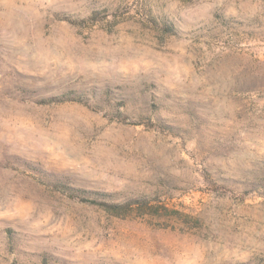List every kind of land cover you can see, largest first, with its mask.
<instances>
[{
    "label": "rangeland",
    "instance_id": "1",
    "mask_svg": "<svg viewBox=\"0 0 264 264\" xmlns=\"http://www.w3.org/2000/svg\"><path fill=\"white\" fill-rule=\"evenodd\" d=\"M0 264H264V0H0Z\"/></svg>",
    "mask_w": 264,
    "mask_h": 264
},
{
    "label": "trees",
    "instance_id": "2",
    "mask_svg": "<svg viewBox=\"0 0 264 264\" xmlns=\"http://www.w3.org/2000/svg\"><path fill=\"white\" fill-rule=\"evenodd\" d=\"M91 194H94V197H86V196H80L76 195L75 193L71 194L70 196L72 198H78L81 201H86V202H91V203H96L102 206H105L109 210H113L114 212L121 214L122 212H129L132 209V204L139 202L143 204L145 201H137L139 199H131L125 202H116L111 200L110 194L106 192H101V191H86Z\"/></svg>",
    "mask_w": 264,
    "mask_h": 264
}]
</instances>
